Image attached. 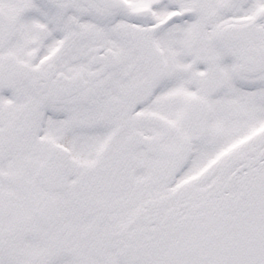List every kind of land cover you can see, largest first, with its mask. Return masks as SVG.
<instances>
[{"label": "snow or ice", "instance_id": "1", "mask_svg": "<svg viewBox=\"0 0 264 264\" xmlns=\"http://www.w3.org/2000/svg\"><path fill=\"white\" fill-rule=\"evenodd\" d=\"M0 264H264V0H0Z\"/></svg>", "mask_w": 264, "mask_h": 264}]
</instances>
